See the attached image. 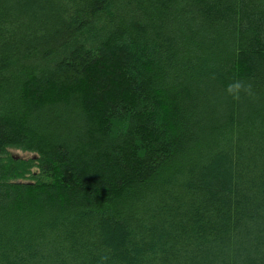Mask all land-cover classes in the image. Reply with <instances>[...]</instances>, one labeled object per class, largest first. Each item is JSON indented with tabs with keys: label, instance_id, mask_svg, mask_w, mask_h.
<instances>
[{
	"label": "trees",
	"instance_id": "obj_1",
	"mask_svg": "<svg viewBox=\"0 0 264 264\" xmlns=\"http://www.w3.org/2000/svg\"><path fill=\"white\" fill-rule=\"evenodd\" d=\"M0 264H264V0H0Z\"/></svg>",
	"mask_w": 264,
	"mask_h": 264
},
{
	"label": "clouds",
	"instance_id": "obj_2",
	"mask_svg": "<svg viewBox=\"0 0 264 264\" xmlns=\"http://www.w3.org/2000/svg\"><path fill=\"white\" fill-rule=\"evenodd\" d=\"M224 94L231 97L233 101H239L241 96H252V85L243 82L236 76H232L224 87Z\"/></svg>",
	"mask_w": 264,
	"mask_h": 264
},
{
	"label": "rangeland",
	"instance_id": "obj_3",
	"mask_svg": "<svg viewBox=\"0 0 264 264\" xmlns=\"http://www.w3.org/2000/svg\"><path fill=\"white\" fill-rule=\"evenodd\" d=\"M9 151L13 155H17V156H21V157H28V156H31V154H32V152H30V151L21 150L18 148H9Z\"/></svg>",
	"mask_w": 264,
	"mask_h": 264
}]
</instances>
